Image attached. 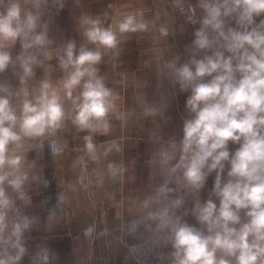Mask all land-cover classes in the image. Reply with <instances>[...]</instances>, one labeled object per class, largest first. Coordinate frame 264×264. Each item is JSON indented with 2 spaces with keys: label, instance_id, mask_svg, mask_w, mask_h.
Masks as SVG:
<instances>
[{
  "label": "clouds",
  "instance_id": "9594fccd",
  "mask_svg": "<svg viewBox=\"0 0 264 264\" xmlns=\"http://www.w3.org/2000/svg\"><path fill=\"white\" fill-rule=\"evenodd\" d=\"M67 2L0 0V76L11 71L17 80L13 85L0 79V264H21L26 256L31 264H52L56 258L47 246L34 253L27 247L26 234L37 222L23 211L30 202L27 187L40 179L28 153L47 144L53 158L60 157L68 148L61 137L69 125L86 133L73 167L87 189L89 163L123 151L117 139L97 144L95 138L109 136L113 120L123 123L130 115L100 65L107 58L116 66L129 34L156 30L162 39L172 34L170 22L157 24L159 15L150 20L137 8L114 18L82 13L76 29L82 42L57 41L50 35L53 17L43 16L49 4L59 15ZM72 2L80 6L82 0ZM171 6L187 23L199 25L185 49L188 59L181 62L176 55L162 72L174 89L190 93L187 115L179 139L150 136L157 147L149 163L159 182L139 202L131 230L143 225L152 243L167 249L158 254L161 264H264V0H171ZM141 106L143 117L164 118L168 103L162 95L160 103L142 100ZM125 171L108 161L96 182ZM210 176L214 183L202 200ZM66 200L61 194L58 203ZM189 215L195 224L185 219ZM94 231L93 225L84 234Z\"/></svg>",
  "mask_w": 264,
  "mask_h": 264
},
{
  "label": "crops",
  "instance_id": "0c3cea01",
  "mask_svg": "<svg viewBox=\"0 0 264 264\" xmlns=\"http://www.w3.org/2000/svg\"><path fill=\"white\" fill-rule=\"evenodd\" d=\"M195 4L196 0H191ZM137 8H144L146 18L160 19L171 24V33L162 39L156 30L147 33L129 34L121 45V53L113 67L106 58L100 65L101 73L107 76V83L120 93L123 110L130 115L126 122L113 120V131L109 136H97V144L117 139L122 146L120 153L113 152L108 161L122 164L126 171L116 179L105 177L102 184L96 182V173L106 169L108 161L99 164L89 163L90 181L87 189L81 188L78 177L79 168L73 164L81 152L82 136L71 125L62 134L68 142V148L60 157L53 158L47 144L39 153H28L29 160H36L34 175L39 177L27 187L29 204L23 208L25 214L36 217V224L27 235V247L34 253L38 246H47L53 250L55 260L52 264H137L129 245L141 241L149 231L140 225L131 230L134 220L140 215L139 202L150 192V186L159 182L158 170L150 166L152 153L157 145L150 139L151 134H163L165 139L173 135L179 139L182 135V118L186 117L185 102L190 93H180L173 88L169 80L162 75L165 61L176 55L181 62L188 59L186 46L194 39V31L199 25H191L185 17L177 14L170 0H82L80 6L68 0L65 8L55 15L49 7L43 16L47 20L53 17L50 35L57 41L75 39L77 45L82 37L77 32V18L82 13L101 15L105 12L114 18L120 13ZM199 14V13H198ZM111 23V19L108 21ZM55 60L52 64L55 65ZM61 73H54V78ZM42 76V69H36V79ZM0 79L8 80L13 85L17 80L11 71ZM175 92V95L172 93ZM166 98L168 108L164 118H145L142 116L141 101L161 102ZM170 117V119H165ZM235 145L230 144L232 150ZM47 181V186L43 181ZM214 183L210 176L201 199H207ZM73 185V188H69ZM61 194L66 195L64 203H58ZM191 209L189 200L186 204ZM54 216L49 220L50 212ZM190 224L196 221L191 215L185 217ZM95 226L91 236H85V229ZM21 264H31L26 256Z\"/></svg>",
  "mask_w": 264,
  "mask_h": 264
},
{
  "label": "built area",
  "instance_id": "2783aa9c",
  "mask_svg": "<svg viewBox=\"0 0 264 264\" xmlns=\"http://www.w3.org/2000/svg\"><path fill=\"white\" fill-rule=\"evenodd\" d=\"M175 11L177 14H180L178 10ZM134 247L139 249L137 253L131 251ZM129 248L137 264H161L160 260L157 258L158 254L161 252H167L166 248L156 247L152 243L150 232L141 241L129 245Z\"/></svg>",
  "mask_w": 264,
  "mask_h": 264
}]
</instances>
